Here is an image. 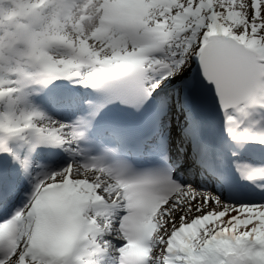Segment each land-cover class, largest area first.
I'll return each mask as SVG.
<instances>
[{
	"label": "snow or ice",
	"instance_id": "6c2138e0",
	"mask_svg": "<svg viewBox=\"0 0 264 264\" xmlns=\"http://www.w3.org/2000/svg\"><path fill=\"white\" fill-rule=\"evenodd\" d=\"M43 2L54 10L65 8V0ZM197 2L193 0V10ZM180 3L154 5L137 14L105 5L104 0H92L89 7L95 15L88 19L94 23L88 28L84 21L73 24L76 31L71 38L63 35L68 26L57 17L47 31H33L14 42L8 38L0 41V101L7 100L13 109L0 115V152L9 151L5 137L25 133L56 144L74 143L80 138L81 134L69 125L38 123L43 119L38 112L15 111L14 96L24 85L61 77L79 78L85 87L119 89L126 103L139 107L159 84L153 82L154 76L159 75L161 80L177 76L189 57L198 61L204 77L215 86L222 108L235 113L226 119L230 135L239 127L238 117H246L249 109L264 111V53H250L220 34L205 36L210 22L207 17L215 8L207 14L201 12L205 20L199 30L195 26L177 30L175 18L183 13ZM261 9L264 0H257L255 6L250 0L246 22L252 27L261 25L254 35L264 32ZM193 36L194 43L190 39ZM173 46V56L179 53V59L150 55ZM6 49L16 57L7 69L3 67ZM52 49H60L63 54L53 55ZM236 138L264 144V134ZM248 178L264 180V170L253 171ZM79 180L84 181L82 191L86 185L94 190L77 206L80 239L70 255L50 256L38 246V238L41 233L54 235L70 227L71 209L63 190L68 184L76 187ZM109 205L125 212L118 229L125 243L116 249L117 264H264V239L259 237L264 230V205L229 206L210 194L181 188L167 175L122 179L95 165H69L35 185L26 208L0 222L7 227V234L0 238V264H85L82 253L86 237L93 238V257L106 253L109 241L103 237L111 233L112 222L102 219L106 217L102 209ZM146 221L150 222L147 229ZM155 242L163 245L162 251H154ZM87 264H93V259L87 258Z\"/></svg>",
	"mask_w": 264,
	"mask_h": 264
},
{
	"label": "bare ground",
	"instance_id": "6f19581e",
	"mask_svg": "<svg viewBox=\"0 0 264 264\" xmlns=\"http://www.w3.org/2000/svg\"><path fill=\"white\" fill-rule=\"evenodd\" d=\"M33 0H0V41H4V39H1V37L5 35V38H8L9 42H11L14 37L18 36L21 31H19L18 27H17V23L22 22L23 18L22 16L24 14H28V12L32 11L31 15H36V18L34 17L32 19V22L30 23V26L32 28V32H39V31H47L51 26H52V21L53 19L59 17L60 19V23L61 24H66L68 26L67 31H65L63 33V35L65 37L71 38L74 36V33L76 31L75 28L72 27L73 24L79 25L81 21H84V27L88 28L90 27L94 21L89 20L88 17L89 16H93L95 15V13L92 11V9L89 7L92 3V0H65V8L63 11H61L60 9H53L51 6H47L45 4H43V6L40 7H34V4H37L38 2H40L41 0H36L35 2L31 3ZM203 0H198V2L196 3V7H198V11L195 12L192 8V3L193 0H181L180 6L181 4H188L190 6V11L186 13L187 19H188V25L187 28H192L191 25V21L196 18V17H203L201 15V12L205 13L209 10L214 8V2L216 3V15L217 13H219L218 10V6L220 8L223 9H231V8H235L236 5L238 3H240L241 1H245V0H211L208 2V6L206 3H202ZM257 1V0H255ZM116 2V6L118 8H122V9H127L130 10L136 6H141L144 4V6L150 4V3H154L155 5H161V4H167V5H171V6H176L177 5V0H104V4H111L113 5ZM147 2V3H145ZM186 2V3H185ZM87 9V11H85ZM35 10V11H34ZM214 13V12H213ZM5 15V16H3ZM12 17H15L14 19H12ZM217 20L216 18L212 17L211 22L207 25V29L208 31L205 33V36H208L209 34L212 33H216V32H223L225 33V29L224 26L219 23L218 21H214ZM13 24H15L14 26H12ZM10 27L12 29H10ZM177 30H179L178 28H176ZM6 30H11L10 33H6ZM81 35H83V32L81 33ZM75 39H79L78 37H75ZM190 39L193 40L194 42V36L190 37ZM69 42L71 43L72 40L69 39ZM176 52L175 47L173 46L171 49L169 48H165L164 53H160L159 56H156L155 58H161V59H165V60H173V59H179L180 58V54L176 53L175 56H173V53ZM5 53H9L8 50H5ZM52 54L53 55H60L63 54L62 50L60 49H52ZM16 57L14 56L13 58L9 59L6 62H3V66L10 64V63H14L15 62ZM193 59V58H192ZM194 63V60L192 61ZM191 69V67H190ZM189 69V70H190ZM188 75L186 76L185 80L190 82V75H189V71L187 73ZM159 79V75H155L153 78V82L157 81ZM183 80V79H178ZM66 90V89H65ZM157 92H162V94H165L166 96H169V104H170V110H169V114L168 116L163 120V124L166 125L168 127V130H171L172 134L169 136H167L168 138V142H167V146L168 149L173 153L174 159L178 162V164L180 165V172L182 173V175L184 176L185 179H191L196 181L197 183H199V187H194L192 185L188 186L190 189H195L193 191H195L198 194H210L207 193L205 188L202 187H211L213 184H217V182L215 181V179H211L209 178L202 167L198 166L195 161L196 158L193 154L192 151V146L193 143L190 139L189 136V130L187 128V124L189 121L190 116L188 114H186L182 108V104L179 102V100L177 99V93L173 92L171 93L168 89H160L156 88ZM67 92V90H66ZM64 92V93H66ZM69 94L72 93V91H68ZM74 96L77 97V94H75ZM83 96V95H82ZM82 96L81 97H72V99H79L82 100ZM202 98V95L200 96ZM59 101L62 102V100L59 99ZM58 101V102H59ZM6 102H8L7 100H5V103L2 104V107H0V115H3L11 110H13L9 105H6ZM75 105V103H73L71 100L66 104V103H59V104H55L53 109H49V111H51L52 113H56V114H48L46 113L43 117V119L41 121H39L38 123H47V122H53V121H59L60 117H63L64 120H68V117H71L72 111L74 110L73 106ZM65 106H67L68 109H64L66 108ZM37 110H40V107H36V106H30V105H24L23 103H21L19 106L15 107V111L19 112V111H26V112H35ZM233 115H235V113L232 111ZM231 114V113H230ZM54 115V116H52ZM64 124V123H63ZM227 126V125H226ZM228 127V126H227ZM165 128V127H163ZM32 137V136H31ZM80 144V143H79ZM216 144L217 146H223L224 144H220L219 142L215 141V144L212 142H209L207 144L208 147V157L212 158L215 157L217 158L219 156V153H217L216 150ZM230 144V142L228 143V145ZM229 147V146H228ZM231 148V147H230ZM69 155L71 156L72 162L76 161L75 167H79L82 166V163L80 161V159L72 152L69 151L68 152ZM80 161V162H78ZM59 169V168H57ZM86 175H91V173H86ZM31 179V178H30ZM40 180H36L34 181V183L39 182ZM202 186V187H201ZM92 190H89L87 192H90ZM102 193V190H98ZM206 191V192H205ZM211 196L214 195L213 193L210 194ZM214 197V196H213ZM4 199H8L6 201H4L2 204H0V209L2 210L0 212V218L5 219L4 216V211H7L10 208L11 210H14L15 206H16V199L12 198V196H8ZM2 201V199H0V202ZM14 203V206H9V204ZM113 217L116 218H121L122 215L117 216L114 213H109L106 214V217H102L103 218H107L109 220H111L112 222V231L110 234H106V238L108 241H119L120 236H119V220L115 221L113 219ZM1 220V221H2ZM78 239H80V235L78 237ZM77 239V240H78ZM89 239H93L92 237H86L85 238V251L82 253V256L85 257V264H87V258H92L94 259L93 264H113L116 263L117 264V260H118V255L119 253L116 251V249L122 247H113L112 245L110 246V251L112 253L113 256H115V258L117 260H109L108 257L105 260H101L98 256L93 257L92 256V249L90 247V245L88 244V240ZM156 249H154L155 251Z\"/></svg>",
	"mask_w": 264,
	"mask_h": 264
},
{
	"label": "rangeland",
	"instance_id": "374dc122",
	"mask_svg": "<svg viewBox=\"0 0 264 264\" xmlns=\"http://www.w3.org/2000/svg\"><path fill=\"white\" fill-rule=\"evenodd\" d=\"M36 0H33L35 2ZM186 3V2H185ZM250 3V0L241 1L236 5L235 8L231 9H223L221 11V8L218 6L219 13L216 15V11L211 14V16H208L209 19H212V17L216 18L219 23H221L224 26L225 33L229 36L233 37L235 40L240 41L244 44L245 47H248L256 52V55H259L260 53H264V32H260L259 35H254V33L257 32V30L261 27L260 23H256L255 27H252L251 23L246 22V14L248 10V5ZM252 5H256L257 1L251 0ZM187 5V4H181ZM214 8H216V3L214 2ZM261 11H264V9H261ZM208 12V11H207ZM206 12V14H207ZM204 26V24H203ZM251 29V31H249ZM191 57L185 61V64L182 66L181 71L177 74V76H172L168 79V83H175L178 81L179 78L177 77H185V73H188V69L193 67L192 61H190ZM254 108L249 109L248 115L246 117H243L239 119V129H244V127H247L250 121L253 120L251 126H252V132H256L258 135L264 134V123L261 122V119H264V111L260 110L259 115L250 116L253 113ZM262 123V124H261ZM258 150V149H257ZM262 155L264 156V147H260ZM218 199V198H216ZM220 201V199H218ZM221 203L229 206H235L239 207L238 205H230L226 204L223 201H220ZM259 237L264 239V230H261L259 232ZM158 245H161L160 250L162 249V244L157 242Z\"/></svg>",
	"mask_w": 264,
	"mask_h": 264
},
{
	"label": "water",
	"instance_id": "95a60500",
	"mask_svg": "<svg viewBox=\"0 0 264 264\" xmlns=\"http://www.w3.org/2000/svg\"><path fill=\"white\" fill-rule=\"evenodd\" d=\"M216 35H213V37ZM222 37H226L229 40L235 42L236 44H238L239 46L243 47L242 44L236 42L235 40H233L232 38H229L227 36H223ZM244 48V47H243ZM246 51L255 54L253 51L244 48ZM193 79V87L195 89V92L197 93V95H202L203 100H207V102L210 104L211 107L218 109L219 111H223L224 109L221 106V103L219 102V98H218V94L215 91V86L207 81V79L204 77L203 72H202V68L201 65L198 63L194 74L192 76Z\"/></svg>",
	"mask_w": 264,
	"mask_h": 264
}]
</instances>
